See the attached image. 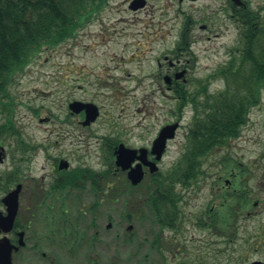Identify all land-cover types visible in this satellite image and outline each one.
<instances>
[{"label": "rangeland", "instance_id": "rangeland-1", "mask_svg": "<svg viewBox=\"0 0 264 264\" xmlns=\"http://www.w3.org/2000/svg\"><path fill=\"white\" fill-rule=\"evenodd\" d=\"M131 1L109 0L103 11L73 38L53 50H43L35 55L22 71L11 78L6 89L8 98L2 101L9 103L13 126L29 146L34 147L27 156V163L21 166L19 178L27 187L21 197L19 217H27L29 213L34 214L32 217H49L46 206L53 204L58 207L56 201H44L38 196L41 191L33 197H29L28 193L31 185H34L31 187L33 190L41 186L46 188L52 181L56 170L55 159L66 160L68 171L83 169L99 173V182L104 187L108 182L106 170L114 167L113 162L105 158L104 138L147 147L162 126L173 122L176 102L159 89L162 84L158 74L164 67H158V60L163 65V55L175 49L179 32L187 19L194 21V33L201 37V43L193 46L196 57L187 79L190 76L192 80L205 79L230 60L225 51L226 45L232 44L233 37H213L210 32L200 29L208 22H224L219 11L223 0H145V6L135 12L128 9ZM216 29L213 30L218 32ZM186 59H190L188 54L183 56L182 62L185 63ZM218 82L216 80L214 85L221 87L222 83ZM71 101L96 105L98 119L89 127H81L83 117L69 116L67 105ZM182 116V127L168 142L167 150L158 163L162 173L178 161L183 151L191 117L188 108ZM5 120L0 113V122ZM10 143L14 140L5 139L1 144L9 153L0 164L2 176L12 172L14 145ZM201 180L199 178L192 194L193 207L204 205L210 199ZM81 183L83 190L73 191L71 199H66V202H71L66 205L71 217L69 221L74 219V234L83 239L76 244L79 247L78 261L84 264L90 255L88 247L94 245L99 247L96 252L98 261L102 262L100 264H140L142 254L137 247L138 230H143L146 239L151 238L150 231L155 230L153 223L137 218L142 216L136 205L127 209L118 191L111 192L105 188L95 195L90 192L86 179ZM0 194L2 196L3 192ZM75 195L78 203L74 206ZM95 198L99 204L91 210ZM260 209L256 210L258 214L255 217L240 221L241 227L235 237H219L207 230L191 228L196 217H189L185 229L190 230L183 234V238L179 237L186 240L189 253L184 261H194V255L201 252L198 241L204 239L203 253L207 264H238L236 259L249 256L247 246L257 240L256 225L260 217H264ZM124 210L136 218L131 221L133 235L129 236L127 248L122 250L121 246L126 242L124 233L121 242ZM79 214L81 217H78ZM51 215L57 217V211L54 210ZM107 217L112 223L110 229H106ZM95 231L98 232L99 242L90 243L91 234ZM50 255L64 263L60 253L51 251ZM143 255L147 263L156 264L158 261L157 254L147 245Z\"/></svg>", "mask_w": 264, "mask_h": 264}, {"label": "flooded vegetation", "instance_id": "flooded-vegetation-1", "mask_svg": "<svg viewBox=\"0 0 264 264\" xmlns=\"http://www.w3.org/2000/svg\"><path fill=\"white\" fill-rule=\"evenodd\" d=\"M219 11L223 14L224 22H208L206 25H201L200 29L207 33L210 32V34H213V37H224L227 35L233 37L232 44L226 45L225 51L230 60L220 66L223 67L231 60H234L236 66L245 73L237 88L240 91H245L252 82V76L257 71H264V0H223ZM215 27H217L216 30L218 32L213 30ZM194 28L195 23L192 21L189 28L186 29L189 45V52L187 54L190 59H186L185 63H183L184 54L182 53L179 55L173 52L164 54L162 57L163 65L158 60V67H164L158 74V77L161 79L162 84L159 85L160 91L168 93L170 99L176 102L183 97L187 98L185 109L188 108L191 117L188 121L185 139L188 131L195 127V119L197 117L205 121L203 122V135L206 137L210 136L209 133L214 129L211 123V116L219 115L217 144L203 156L201 171L196 183H192L190 177L189 181L186 182L180 180L177 168H173L175 175L173 181L161 182L159 176H151L152 174L149 173L148 167L142 166V170L144 171L143 180L155 186L154 192L158 198L157 210L153 217H149L146 211L141 213V207L139 206H143L142 204L144 203V187L139 185L132 186L128 179V169L122 171L110 166L106 170L107 184L109 183L107 186L108 190L111 192L118 191L127 209L131 203H134L133 199H135L136 195L139 201L138 212L142 216L137 218L150 220L153 223L152 226L155 228L154 231H150L151 238L147 239L144 236L143 230H138L137 247L142 254L140 264H150L145 262V256L143 255L146 245L157 254L156 258L158 261L156 264H207L203 253L204 239L198 241L201 252L194 255V261H184L189 253L186 250V240H182L179 237L183 238V234L190 230L188 228L185 229L189 217H196V219L203 217L205 221L199 224V221L196 220L191 224V228H197L204 232L207 230L219 237H224V235H226L225 237H235L241 227V220L255 217L258 214L256 211L258 208L262 209L259 212H264V87L260 91V100L257 103L235 104L241 107V110L237 113L239 116L238 120L226 123L228 111L218 110V113L212 111L216 105L224 106V104L212 101L224 89L223 80H220L222 83L221 87L214 85L216 81L215 70L212 71L210 76L202 80H192L191 76L187 79V75L191 73L196 57V50L193 46L201 43V37L194 33ZM206 38L210 39L208 36ZM190 60L193 62L191 63ZM170 61H173L175 65H171ZM181 70H186L184 80H171L169 84L164 83L163 79L165 75L173 78L174 74ZM82 115V113L78 115L69 113L71 117L77 116L80 118ZM174 115L175 119L173 122H177L178 129H180L182 127L183 116L177 118L176 114ZM152 141L147 147L143 145H130L120 140L117 143L110 141L113 143L107 144L106 147L111 152V155H114L115 147L119 143H123L129 149L139 150L140 148H146V159L154 161V157L150 154ZM1 148H4V151L0 157V164L4 162L7 154L9 155V153H6L5 147L0 143V150ZM12 160L13 172L15 165L21 162V160L16 161L13 156ZM60 160V158L54 160V165L56 166L55 177L48 183V188L41 185V187H36L34 190L31 188L34 185L28 188L29 197H33L38 191H41L38 193V196L42 197L43 200L46 199L47 201L51 199L53 202L56 201L58 203V207H54L53 204L46 206V214L49 217H32L34 216L33 213H29L27 217H19L21 197L24 188L27 187L25 186V182H22L19 178L20 173L17 176H12V182L6 187L12 189L18 184L21 185L19 210L13 226L6 233L0 230V240L6 238L10 246L11 264H81L78 261L79 251L77 250L79 247H76V244L83 239L73 240L71 238L73 236L69 235V233L72 234L69 226L70 224L74 225V219L65 225L63 222L65 217H53L51 215L52 212L54 213V210L57 211V214H68L67 210L69 208H64V205L71 202H66V199L70 200L73 191H78L76 188L63 191H61V188H58L63 179L70 172H73H69L68 170L60 171L58 169ZM137 164L138 160H135L131 164V167ZM54 165L52 166L53 169L55 168ZM9 174L5 176L0 174V188L1 182ZM199 178H202L201 182L203 181V184L206 185L210 199L204 205L201 204L199 207H193L192 201L194 198L192 194L194 188L198 186ZM87 181L91 187L90 180ZM53 186L56 189L51 190ZM120 186L121 188H119ZM45 190L46 192H44ZM168 196L171 197L172 201L163 202V199H166ZM74 201V205H76L78 203L76 195ZM93 204L97 205L99 203L93 201ZM48 207L50 208V212L47 210ZM1 208L0 194V212L2 209L4 210V208ZM28 208L26 209L28 210ZM143 210H145L144 207ZM128 212L124 210L125 217H123L121 242L123 241V233L126 242H124V246H121L122 250L123 248H127L128 241L130 240L129 236L133 235L134 225L131 224V221H133L132 218H136L131 217ZM215 217L220 218L216 220ZM67 218L71 219V217ZM107 219L109 222L106 225V229H110L112 223L110 217H107ZM212 222L216 224L218 231L210 229ZM65 227H67L68 231H65ZM255 235H258L257 240H255L256 242L247 246V253L249 252L251 256L249 255L244 259L241 257L237 258L235 262H238V264H250L253 262L264 264V217H260L259 223L256 225ZM98 238V232L95 231L91 234L90 243H98ZM233 248L235 250V247ZM98 249L99 247L94 245L88 247L90 255L84 264L102 263L98 261L96 252ZM51 251L60 253L64 263H61L60 259L57 260L56 257L50 255Z\"/></svg>", "mask_w": 264, "mask_h": 264}, {"label": "trees", "instance_id": "trees-1", "mask_svg": "<svg viewBox=\"0 0 264 264\" xmlns=\"http://www.w3.org/2000/svg\"><path fill=\"white\" fill-rule=\"evenodd\" d=\"M108 2L109 0H0V113L6 118L5 121L0 122V143L8 137H13L14 150L12 156L16 157V161L21 160V164L28 160L27 156L34 147L29 146V143L22 138L20 131L13 126L10 121L9 103L8 101H2L8 98L6 89L11 82V78L18 71H22L35 55L43 50H53L73 38L92 22L93 17L103 11ZM190 20L187 19L183 25L184 27L175 46L176 50H174L176 55H179V50L189 52L186 29L190 26ZM244 74L236 66L234 60L216 71V76L224 82V89L212 101L224 104V106L216 105L212 111L215 113H218V110L228 111L226 123L238 120L237 113L241 110V107L235 104H254L260 100V91L264 87V71H257L252 76V82L247 90L240 91L237 87ZM186 100L187 98L183 97L181 100L176 101L174 113L177 118L182 116L183 110L187 106ZM203 122L205 121L202 118L197 117L195 119L196 125L188 131L184 150L173 166V168H177L180 180L183 182L189 181L190 177L192 183H196L201 171L203 156L217 144L219 115L211 116L214 129L208 137L203 135ZM105 154L107 155L106 152ZM20 168V164L17 163L14 171L1 182L0 192L7 190V185L12 182L11 177L17 176ZM161 175H156L159 176L161 182H171L175 179L173 169ZM98 177L100 175L97 173H87L83 169H76L63 179L58 188H61V191L71 188L81 191L83 187L80 183L86 178L90 180L93 193H99L104 191L108 185L101 187ZM57 184L58 182L56 186ZM53 189L56 188L53 186L51 190ZM154 191L155 186L152 183L145 184L144 203L142 205L149 217H153L157 210L158 198ZM134 198L133 202L139 203L137 196ZM170 200L171 197L168 196L163 199V202H170ZM47 210L50 212L49 207ZM57 217H65L64 224H69L67 215L60 213L57 214ZM78 217H81V215L79 214ZM215 219L217 220L218 217H215ZM73 228V225L70 224L69 229H72L70 230L72 233L75 232ZM65 231H68L67 227H65ZM69 235L73 236L70 233ZM71 238L73 240L79 239L75 235Z\"/></svg>", "mask_w": 264, "mask_h": 264}, {"label": "water", "instance_id": "water-1", "mask_svg": "<svg viewBox=\"0 0 264 264\" xmlns=\"http://www.w3.org/2000/svg\"><path fill=\"white\" fill-rule=\"evenodd\" d=\"M181 1V0H179ZM145 6V0H132L129 4V9L136 11ZM185 74V71L178 72L174 75L175 79H180ZM166 83H169V78L165 77ZM69 110L75 114L80 112H84L85 118L82 122V126H89L92 122L96 120L98 117V109L91 103H81V102H72L68 106ZM42 120H40L41 122ZM177 128V124H171L164 126L157 138L153 141L150 153L155 156V160H160L164 150L165 144L168 139H172L174 137L175 130ZM2 151V149H1ZM116 161L115 165L122 170H126L130 167V164L138 159L141 163L146 166H149L150 173H154L157 171V167L154 162H148L146 159L147 151L145 149L139 150V155H137L136 150H130L124 147L123 144H119L115 150ZM2 153L0 152V157ZM1 160V158H0ZM68 163L66 161H61L58 165V169H67ZM143 177V171L141 169V164H137L134 168H130L128 172V179L131 181L133 185L138 184ZM21 191V185L18 184L16 187L9 192L1 199V203L5 207V214L0 212V230L4 233L8 232L15 220L18 211V197ZM0 264H11L10 261V246L6 240V238H2L0 240ZM251 264H262L260 262H253Z\"/></svg>", "mask_w": 264, "mask_h": 264}]
</instances>
